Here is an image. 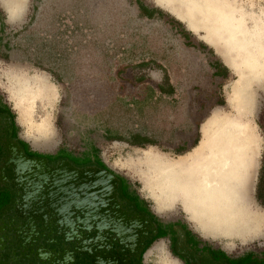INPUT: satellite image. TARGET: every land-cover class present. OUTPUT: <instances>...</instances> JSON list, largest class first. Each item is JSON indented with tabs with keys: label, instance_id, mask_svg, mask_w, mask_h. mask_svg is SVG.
I'll list each match as a JSON object with an SVG mask.
<instances>
[{
	"label": "rangeland",
	"instance_id": "rangeland-1",
	"mask_svg": "<svg viewBox=\"0 0 264 264\" xmlns=\"http://www.w3.org/2000/svg\"><path fill=\"white\" fill-rule=\"evenodd\" d=\"M236 1L255 16L264 9V0ZM141 6L150 17L143 15ZM203 37L157 0H0V264H52L64 252H72L73 260L76 255L89 259L88 264L100 263L108 252L109 261L112 256L121 261L119 252L129 241L115 226L122 231L127 221L140 224L135 228L138 235L150 225L166 230L156 238L153 232L141 233L135 264H165L164 255L172 264H187L178 253L195 264H230L264 250V231L250 239L226 240L210 231L199 232L178 202L157 212L163 203L155 200L156 191L150 192L144 180L147 150L171 156L184 153L199 141L201 125L214 109L233 112L226 96L237 75ZM213 63L221 76L213 75ZM19 73L44 75L55 85L51 106L41 109L44 103H37L30 116L36 124L47 122L50 145L34 142L29 123H20L21 115L26 118L24 108L20 110L11 97ZM254 91L251 124L262 142L252 195L260 211L264 89ZM143 135L156 144H129ZM19 145L33 156L35 169L46 180L34 175L35 169L24 170L33 175L21 180L17 167L27 166L30 158ZM59 164L67 171L103 170L116 179L74 180L82 185L85 209L74 212L77 222L70 231L56 224L57 211H71L68 198L55 195L59 187L50 180ZM3 188L11 193L6 195ZM108 196L114 220L109 217ZM95 198L101 201L98 214L92 206ZM44 209L49 211L46 218ZM99 219L107 224L96 226ZM64 232L77 233L76 239L65 242ZM158 244L164 255L152 249ZM183 246L189 251L184 253ZM201 246L218 250L226 259L209 260L207 252L196 248ZM38 254L51 259L43 263Z\"/></svg>",
	"mask_w": 264,
	"mask_h": 264
},
{
	"label": "bare ground",
	"instance_id": "bare-ground-1",
	"mask_svg": "<svg viewBox=\"0 0 264 264\" xmlns=\"http://www.w3.org/2000/svg\"><path fill=\"white\" fill-rule=\"evenodd\" d=\"M173 2L190 6L186 9L192 19L205 28L236 71L237 79L227 92L233 112L213 115L205 123L201 140L188 158L158 160L154 165V154L149 153L150 183L156 180L161 191L181 196L201 230L226 240L250 239L264 231V211L254 206L251 195L262 142L251 118L256 103L254 88L264 89V9L255 16L232 0ZM16 76V91L27 100L35 97L36 90L43 89L38 77L21 73ZM45 90L55 98L53 86ZM34 126L42 135L48 128L45 120ZM152 249L164 255L162 244ZM163 259L165 264H172L165 255Z\"/></svg>",
	"mask_w": 264,
	"mask_h": 264
},
{
	"label": "crops",
	"instance_id": "crops-1",
	"mask_svg": "<svg viewBox=\"0 0 264 264\" xmlns=\"http://www.w3.org/2000/svg\"><path fill=\"white\" fill-rule=\"evenodd\" d=\"M232 1L237 2L236 0H232ZM157 2L161 6L168 7L174 14H176L181 20H183L187 24L188 29L191 32H193V33L203 32L204 33L203 41L215 50V52L217 53V55L220 56V58L222 59V61L226 65L227 64L229 65V62L227 61V59H226L223 51L219 48V46L217 45V43L215 41H213L210 37L207 36L205 28L199 26V24L196 23V21L192 19L191 15L189 14L190 11L188 9H186L187 7H190V6L184 7L181 4H175L173 2V0H157ZM10 7L12 8L13 6L11 5ZM228 67L231 68L230 65ZM211 68L214 69L213 70L214 71L213 72V75L215 77L221 76L218 68H216V66H215L214 63L211 65ZM233 72L236 74V71H233ZM30 76L38 77L39 80H40V86L43 87V89L36 90L35 93H34L35 97L33 99H31V100H27V98L26 99L23 98V95L22 94H18V92L16 91V88H14V89H12L11 97L13 99H15V105L20 110H21V107L23 106V108H24V114L26 115V118L21 115L20 123H22V122H26V123L28 122L29 123L30 128H32L33 129V132H34L33 135H32L33 138H34L33 139L34 142H38L39 141L41 143L43 142L45 145H50V143L53 141L52 138L50 137V134H51L49 132L50 128L48 127L47 130L43 133V135L42 134H39L36 131L35 126H34V125H37V124L34 123V121L31 119L30 116L34 112L33 111V106L35 104H37V103H40V102L41 103H44V104L41 105V109H45L46 107H48V105L51 106V104L55 100V98H53V93L47 92L45 90V88H52V86H53L54 89H55V91H56V88H55V85L52 84V83H50L44 75L34 74V75H30ZM30 79L33 80V78H30ZM11 83L13 84V80L11 81ZM253 88H254V86H253ZM256 88H258V87H255L254 90ZM157 89H158V91H159L160 94L163 93V90H162L161 86H158ZM253 93L255 94V97H256V91H254ZM228 100L229 99L226 96V103H227ZM230 114H232V113H228L226 111V109H222V108L214 109L211 112V114L209 115V117L206 119V121L201 125V128H200V139H199V141L196 144L193 143L192 144L193 146L191 147V149L188 150V151H186V152H184V153H180L179 155L171 156V155H169L167 153H166V155H163V154H160L158 152L151 151V150H147L146 151L144 163L146 165L147 172H146V176H145L144 180H146L147 184L150 185V187L148 188L150 190V192L156 191L157 195H155V200L157 202H159V203L160 202L163 203V205L160 204V208H159L160 210L158 209L157 212L162 211V209L170 210L172 208V206L174 205V203L178 202L180 204V206L182 207L183 211L189 217V219L196 226H198V224L196 223V219L185 208L181 196L174 197V195H170L169 192H167V191L166 192L165 191L164 192L161 191V189L159 188V183L156 182V180H152V182L150 183V180H151L150 176H151V173H152V169H151V164L147 160V155L149 153H153L154 154V162L152 163L154 165L158 164V160L165 162V161H177L181 157H187L188 158V157H190V155H193L194 154V151H195L196 147L198 146V144H199V142L201 140L202 129H203V126L205 125V123L208 122L213 117V115H230ZM150 139H151V136L150 135L135 136L133 140H130L128 142H129V144L135 145V146H138V147L144 146L145 144L155 145L156 143H153ZM148 148H154V147H148ZM257 159H258V157H257ZM257 159H256V165H257ZM255 170H256V167H255ZM254 174H255V172H254ZM254 174H253V179L252 180H254ZM153 176H154V179H155L154 173H153ZM253 185H254V182L252 184V187H253ZM251 195H252V192H251ZM252 198H253V195H252ZM253 200H254V198H253ZM261 210L264 211V209H262V208H261ZM174 225H176V224H174ZM153 227H155L157 230L155 228L153 229ZM168 227H170V226H168ZM181 227H182V225H181ZM148 228H149V230L147 231V233L153 232L154 233V237L153 238L162 236L163 233L166 231L165 228H158L155 225H152V226L150 225V227H148ZM198 228H199V230H198L199 232L203 231V230L200 229L199 226H198ZM133 234L131 233V235L129 237L130 238V240H129V244L130 245H127V247H125V248L130 249L131 247H133L132 246V243H134L133 241L135 240V237H136L137 232L135 231V233H133ZM196 248L199 249V250H201V251H199L201 253L207 252V255H208L209 260H213L211 258V256H214V258H219V257L222 256V255L219 254L218 250H214L211 247L210 248H206V249H205V246L196 247ZM185 249L187 250V252L189 251V248L188 247H184L183 248V252L184 253H186ZM180 252H182V251H180ZM262 255H264V250H262ZM177 256L179 257L180 260H182L183 258L185 259V257L183 255L179 254V253L177 254ZM251 256L252 255H250V257ZM202 258L208 259L207 256L202 257ZM222 258L226 259L225 257L222 256L220 260H222ZM199 260H200V257H199ZM250 261L251 260H247L245 262L246 263H250ZM230 264H235L234 263V260H230Z\"/></svg>",
	"mask_w": 264,
	"mask_h": 264
},
{
	"label": "water",
	"instance_id": "water-1",
	"mask_svg": "<svg viewBox=\"0 0 264 264\" xmlns=\"http://www.w3.org/2000/svg\"><path fill=\"white\" fill-rule=\"evenodd\" d=\"M34 161H35V159L30 158V159H28L27 166L20 164V166L17 167L18 169L16 168L17 170H19L21 172V175H23L21 180H30V176H32L33 174L34 175L36 174V176H38L39 179H42V180L45 179L46 180L47 176L45 174L40 173L41 170L39 171V170L35 169L36 166L34 167V165H35ZM44 162H45V160H44ZM26 169H28V171H30V172H33L35 169L36 172H34L32 175L30 173L24 174V170H26ZM51 175L52 176H51L50 180H52L53 184H57V186L59 187V189L57 188L55 190V195H59V196L62 195V197H67L68 198V200H67L68 205L71 206V211H72L71 212L67 209H65L64 212L57 211L56 212V214H57L56 218L58 221L56 222V224L58 226H61V227L63 225L66 226V228H68L69 231L72 229L71 228L72 225H74L77 222L74 219L75 217H77L76 215H74V212L76 211L77 214H80L82 209H85L83 204H82V199H81V197L84 195V193L80 192V191H82V185L80 182H79V184H75L74 180H89V183H94L95 180H116L111 174H109L108 172H105L103 170H95V171H88V172L87 171H78V170L67 171L65 169V165L62 166V164L57 165V168L54 171L53 170L51 171ZM66 183H68V185H70V187L68 189L65 188ZM71 183L72 184L74 183V185H72ZM76 191H79V194ZM108 195L110 196V194H108ZM104 199L108 200L106 196H104ZM94 201H95V204H92V206L96 205V212L98 214V211H99L98 207L101 205V201H99L98 198H95ZM111 201H112V198L109 197V217H110V219H113V217L116 215L113 213L114 210L112 208L113 204L112 205L110 204ZM86 206H87V208L91 209V206L88 203H87V205H85V207ZM68 209H70V207ZM93 210H91V211H93ZM43 219H45V218H43ZM73 221H74V223H73ZM103 221L104 220L101 221V219H99V222L96 223V226L98 225L99 227H101L102 225H106L107 223L104 224ZM43 222H45V221L43 220ZM115 227H116L115 231L118 232L120 235L127 237L125 239H127L129 241L130 240L129 237H130L131 233H134L133 231H135V228L139 229L141 226H140V224L135 225L134 222L131 223V222L127 221V223H124V225L121 226L122 231L117 229L118 226H115ZM148 230H149V228H144L143 230H141V233L146 234ZM101 231H102V229H101ZM111 231L114 232V229ZM63 236L65 238L64 239L65 242L70 243L76 239L77 233H75V232H66L65 233L64 232ZM70 254H72V252H67V253L64 252L63 254H61L59 256L60 260L59 259L55 260V261H53L52 264H73L74 263L73 256H70ZM36 257L37 258L40 257V261H42L43 263L48 262V260L51 259L50 257H47L46 255H42V257H41V255H39V254ZM56 257H58V256H56Z\"/></svg>",
	"mask_w": 264,
	"mask_h": 264
},
{
	"label": "flooded vegetation",
	"instance_id": "flooded-vegetation-1",
	"mask_svg": "<svg viewBox=\"0 0 264 264\" xmlns=\"http://www.w3.org/2000/svg\"><path fill=\"white\" fill-rule=\"evenodd\" d=\"M21 147V151L23 152V154L29 158H33L32 155H30L29 153H27V151L25 150V148H23L21 145H19ZM17 173V171H16ZM4 190V193L7 195V194H10V189H2ZM123 209V208H122ZM121 211V209H120ZM48 214H49V211L47 209H44L43 210V216L46 218L48 217ZM45 221V220H44ZM54 225V224H53ZM46 228V227H45ZM44 228V229H45ZM56 229V228H55ZM49 230V227L48 229ZM141 235V234H140ZM140 235H136L135 237V240L133 241L134 243H132V246L130 249L126 248V251L123 252V249L126 247V246H122V253L119 252V254H122V257H121V261H118L115 256H112V258H110V261H109V252L107 253L108 257L106 258H101V262L100 263H96L95 264H135V257L139 250H140V246H141V240H140ZM145 235V234H143ZM125 245H130L129 242H125ZM109 251V250H108ZM250 257V256H249ZM248 256H241V257H238V258H235L234 260V263L235 264H264V255H262V252L261 253H258V254H254L252 255L250 258ZM134 258V259H133ZM211 258L214 260L215 263H218L220 261V258H214V256H211ZM223 259V258H222ZM183 260H185V262L187 264H195L193 263V260H190L188 259L187 257H185V259L183 258ZM247 260H251L250 263H246L245 261ZM89 261V259H83L79 256L76 255L75 257V260H74V264H88L87 262ZM94 263V261L90 260V264L91 263ZM208 263V262H207ZM220 263V262H219Z\"/></svg>",
	"mask_w": 264,
	"mask_h": 264
},
{
	"label": "trees",
	"instance_id": "trees-1",
	"mask_svg": "<svg viewBox=\"0 0 264 264\" xmlns=\"http://www.w3.org/2000/svg\"><path fill=\"white\" fill-rule=\"evenodd\" d=\"M141 11H142V13H143V15H146V16H148V17H150L151 16V14H149V13H147V12H145V10H144V7H142L141 6Z\"/></svg>",
	"mask_w": 264,
	"mask_h": 264
}]
</instances>
